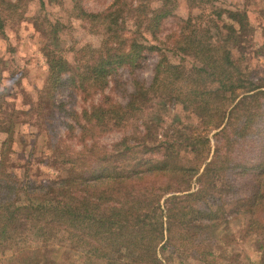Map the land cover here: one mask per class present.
Instances as JSON below:
<instances>
[{
    "label": "trees",
    "instance_id": "trees-1",
    "mask_svg": "<svg viewBox=\"0 0 264 264\" xmlns=\"http://www.w3.org/2000/svg\"><path fill=\"white\" fill-rule=\"evenodd\" d=\"M28 1L0 0V36H4L8 22L21 21ZM71 1L72 13L89 26L87 32L101 37L100 47L97 57L91 55L89 47L81 49L88 55L87 60L80 58L82 72L77 74V80L64 78L72 72L67 61L48 46L43 48L49 70L44 87L47 107L55 105L52 98L57 93L67 91L70 95L79 90L88 96L89 92L103 91L117 67L128 66L134 70L141 68L151 55L157 59L149 83L134 79L123 104L104 98L83 110L80 120L73 110L68 113L63 110L79 125V134L75 136L74 126L67 124L65 139L49 140L52 160L41 163L53 167L66 165L67 173L38 185L19 181L7 171L11 167L8 156L12 151L13 126L12 122H6L5 114L11 111L12 116L17 110L8 100L9 88L3 84L0 66V136H5L0 139V256L12 252L15 264L37 261L50 246L66 244L73 249H83L89 257L86 264H161L157 255L158 246L162 244L161 250L170 246L182 250L186 258H196L203 252L197 246L199 241L185 230V219L192 216L212 220L216 215L212 206L218 200L206 191L212 181L208 178L210 175L223 177L229 184L232 194L222 199L225 205L233 206V210L228 209L229 213L248 214L245 235L256 231L261 234L264 230L262 103V111H259L260 99L264 100V70L256 69L261 67L256 60L264 56V38L249 59V62L255 60L254 66L248 62L241 67L246 60L243 51L237 54L239 59L233 56L238 49L253 48L249 34L253 27L249 25L248 14L212 10L207 17L211 26L196 28L194 25L189 29L190 15L171 40V47L162 50L143 42L148 35L152 41H158L156 37L162 23L173 16L178 0H113L100 13L86 12L84 0ZM186 1L191 10L193 0ZM48 2L61 3L60 0ZM223 15L235 22L238 30L224 23ZM194 19L202 18L200 15ZM219 21L222 23L218 24ZM130 25L133 30L128 29ZM208 28L215 29L223 42L217 44L216 39L211 43ZM42 29L47 32V28ZM58 29L55 25L49 33L53 36ZM187 29L190 31L186 32ZM167 52L180 61H171ZM186 58L192 60L188 68L182 62ZM213 83L217 87L212 89ZM144 92L151 97L145 98ZM152 97L162 105L180 103L183 111L199 117L203 129L212 125L218 130L214 134L212 155L207 138L191 136L185 138L190 140L185 146L202 148L196 150V158L187 162L180 160L181 138L175 142L166 135L163 142L156 144L158 134L153 133L151 138L150 128L157 127L147 120L142 124V133L135 127L127 135L126 129L138 119V114L143 117L144 107ZM236 114L238 118H233ZM253 123L257 128L252 132ZM112 131L124 134L109 148L101 145L100 138ZM229 134L232 141L226 138ZM245 139H250L247 144L252 151L244 150ZM68 141H75L80 149L70 146ZM237 141H243L238 151L234 146ZM197 175L198 185L194 189L192 181ZM170 194L164 224L157 220L149 222L157 212L161 215V199ZM121 255L126 262L116 259Z\"/></svg>",
    "mask_w": 264,
    "mask_h": 264
},
{
    "label": "rangeland",
    "instance_id": "rangeland-1",
    "mask_svg": "<svg viewBox=\"0 0 264 264\" xmlns=\"http://www.w3.org/2000/svg\"><path fill=\"white\" fill-rule=\"evenodd\" d=\"M60 2L58 4L56 2L49 3L48 0L28 1L21 21L8 22L4 27V36H0V66L3 69V84L9 88L10 97L8 100L17 110L12 116L11 111L9 112L10 116L5 114L7 118L6 122H12L13 126L12 151L8 156V164L11 167L7 171L16 175L19 181L30 182L35 185L66 176V165L53 167L41 163L42 160L47 162L52 160L50 158L52 153L49 149V140L57 142V138L65 139V127L67 124L74 126L75 136L79 134V125L63 110H66L67 113L69 110H73L77 114L78 120H80L79 117L83 110L90 109L91 106L100 103L104 98L113 103L123 104L126 100L124 97L127 96V92H131L134 79L140 78L146 84L149 83L152 75L151 71L157 59L155 55H151L145 59L144 65L141 68H135L134 70L128 66L117 67L103 91L89 92L90 96L84 95L79 90L73 91L70 95L66 94L67 91L57 93L52 98L55 101V105L47 107L44 104V87L46 86L49 70L43 54L44 52H42L43 48L48 46L50 50L56 51L57 56H61L67 61L66 63L72 72H68L64 78L71 77L77 80V74L82 72L80 58L87 60L86 55H88L82 52L81 49L89 47L93 52L91 55L97 57V48L100 47L101 40L99 35H92L87 32L89 26L77 19L72 13L73 4L71 0H60ZM176 2L173 16L162 23L161 32L156 37L158 41H152L151 36L148 35L146 36L147 41L143 42L144 44H154L162 48V50H166V48L171 47L170 42L174 39V36H177L180 30H182L184 26L183 20L188 19L190 15L192 17L189 29L194 25H197L196 28L204 26L206 28V25L211 26L207 21L210 11L225 9L233 12L245 11L249 16V25L253 27L251 29L253 32L249 33L253 48L247 51L238 49L233 55L239 59L237 54L240 51L244 52L243 56L246 60L242 62L241 67L252 58L253 50L259 49L264 38V0H193L194 6L190 3L192 6L191 10L188 8V1L178 0ZM112 3L113 0H84L83 8L89 13H100L105 11ZM200 15L201 20L194 19L195 16ZM202 20H204L203 23ZM222 21L233 25L238 30L237 24L224 15ZM221 23V21L218 22V24ZM55 25L59 29L52 36L49 33L51 32L50 28ZM43 27L47 28V32H45V29H42ZM132 28L133 26L131 25L128 27V29L133 30ZM208 29L211 32V43L212 41H216V39L217 44L223 42V38L216 34L217 31L215 29ZM185 31L189 32L190 30L187 29ZM213 45H216V42ZM166 56L171 61H180L178 57H171L170 52H167ZM182 62L187 68L192 64L190 58H186V61ZM249 63L254 66L255 60ZM256 64L262 67L264 65V56L260 55L259 58L257 57ZM261 67L256 69L264 70V66ZM146 84L145 86H147ZM210 86L212 89L217 87L215 83ZM144 96L145 98L151 97L147 92H144ZM261 103L264 105V100L260 99L261 110L259 112L262 111ZM183 110L185 109L180 103L162 105V102H158L157 99L153 98L146 103L143 117L138 114V119L133 121L125 132L129 135L137 127L138 132L142 133L144 130L142 124L144 120H147L157 127L150 128L151 138H153V133L158 134L156 144L163 142L166 135L169 136L167 139L174 140L175 142H178L179 138H181L180 151H178L180 160L187 162L196 158V150L202 148L198 145L185 146V144L190 143L188 139L191 136L207 138L210 141L212 155L216 142L214 134L218 130H214L212 125L203 129L198 116ZM233 118H238V115H234ZM231 121L235 124V121ZM80 124L83 123L81 122ZM256 128L257 126L253 123L251 125L252 132ZM120 132L112 131L106 133L100 138V144L109 148L110 145L121 139L124 133ZM4 137L0 136V139L3 140ZM187 137L188 139H185ZM226 138L231 141L233 140L231 134L226 136ZM249 140H244V150L246 151L253 150L247 144ZM241 142L237 141L238 144L234 145L236 151L239 150ZM68 144L76 149H80L79 145H75V141H68ZM146 145L151 146L148 142H146ZM221 154H223V151H221ZM201 170L198 173L199 176ZM198 175L192 181L194 189L198 185L196 181L199 177ZM208 178H211L212 181L207 185L206 191L208 195L218 200L212 206L216 215L212 220L194 219L191 218L192 216L185 219V222H187L185 230L199 241L197 246L203 252L202 255L196 256V258H186L182 250L173 249L170 246H166L165 250H161L162 244H160L157 255L160 263L264 264V230L261 234L256 231L255 234L246 236L245 227L249 220L248 214L240 211L230 214L228 209L233 210V206L225 205L222 200L225 196L229 197L232 194L226 179L220 178V176L212 177V175ZM202 181L204 182V179ZM171 195H164L162 197L160 202L162 206L161 215L157 212L150 217L149 222L157 220L162 221L164 224L165 219L163 216L166 215L165 209L168 206V197ZM35 248L37 246L33 247L31 251L34 252ZM12 255L13 253L10 252L5 256H0V264H15L13 263L14 259ZM86 258L89 257L85 256L83 249H73L66 244L52 245L47 249L43 258L19 264H86L85 262H88ZM199 258L202 259L199 260ZM116 259L120 262H126L122 255L116 257ZM96 264L102 263L98 262Z\"/></svg>",
    "mask_w": 264,
    "mask_h": 264
}]
</instances>
